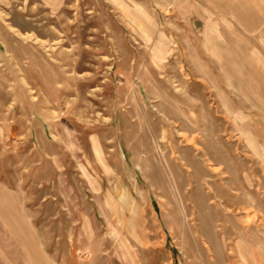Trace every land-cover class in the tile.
I'll use <instances>...</instances> for the list:
<instances>
[{
	"label": "rangeland",
	"instance_id": "374dc122",
	"mask_svg": "<svg viewBox=\"0 0 264 264\" xmlns=\"http://www.w3.org/2000/svg\"><path fill=\"white\" fill-rule=\"evenodd\" d=\"M0 264H264V0H0Z\"/></svg>",
	"mask_w": 264,
	"mask_h": 264
},
{
	"label": "bare ground",
	"instance_id": "6f19581e",
	"mask_svg": "<svg viewBox=\"0 0 264 264\" xmlns=\"http://www.w3.org/2000/svg\"><path fill=\"white\" fill-rule=\"evenodd\" d=\"M139 24V23H138ZM36 41V40H35ZM47 43V42H46Z\"/></svg>",
	"mask_w": 264,
	"mask_h": 264
}]
</instances>
